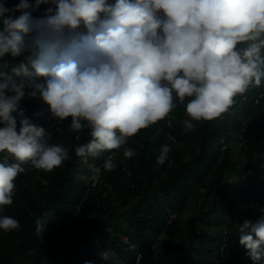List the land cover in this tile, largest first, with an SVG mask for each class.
Segmentation results:
<instances>
[{
    "label": "clouds",
    "instance_id": "clouds-1",
    "mask_svg": "<svg viewBox=\"0 0 264 264\" xmlns=\"http://www.w3.org/2000/svg\"><path fill=\"white\" fill-rule=\"evenodd\" d=\"M49 2L7 8L0 0V61L22 57L0 71V211L13 203L23 165L51 171L69 158L44 126L23 116L25 95L46 104L52 118L70 117V130H87L90 139L75 146L76 156L122 149L131 158L128 139L178 105L191 131L264 81V0H51L54 8L32 15ZM169 151L161 145L156 162L164 164ZM102 167L116 164L109 156ZM237 224L245 254L264 264V208ZM18 228L14 217L0 215V230ZM99 256L102 264H123L112 251Z\"/></svg>",
    "mask_w": 264,
    "mask_h": 264
},
{
    "label": "trees",
    "instance_id": "trees-1",
    "mask_svg": "<svg viewBox=\"0 0 264 264\" xmlns=\"http://www.w3.org/2000/svg\"><path fill=\"white\" fill-rule=\"evenodd\" d=\"M2 2L11 8L19 0ZM48 7H55L51 0L32 15L41 16ZM19 59L5 56L0 71L9 72ZM263 84L238 94L220 116L195 121L191 131L184 130L188 117L178 105L128 139L131 158L123 157L122 149L88 156L100 169L96 184L94 169L82 167L74 153L90 139L87 130H70V117L52 118L46 104L25 95L19 102L23 116L44 126L50 142L64 145L69 158L51 171L23 165L13 203L0 211L19 223L18 229L0 230V264H102V251L114 252L123 264H136L137 257L139 264H227L224 254L229 264H252L237 242V223L254 221L264 208ZM164 144L170 145L168 158L158 164ZM109 156L116 167L105 171ZM77 172L85 180H77ZM191 205L194 211L183 220Z\"/></svg>",
    "mask_w": 264,
    "mask_h": 264
},
{
    "label": "rangeland",
    "instance_id": "rangeland-1",
    "mask_svg": "<svg viewBox=\"0 0 264 264\" xmlns=\"http://www.w3.org/2000/svg\"><path fill=\"white\" fill-rule=\"evenodd\" d=\"M222 142H223V141H222ZM224 145H225V144L222 145V148H224ZM242 147H243V145L239 144V148H238L237 150H241L242 158H243V159H246V157H247L246 150H244ZM80 163H81V166H82V167H84V166L86 165V166H88V167H92V168L94 169V173H93V175H92V179L98 177V173L95 171L96 168H95V166H93V163H94V160H93V159H90L89 157H87L86 159L81 158V159H80ZM75 176H76V179H77V180H85V178H86L85 176L81 175L80 172H77V173L75 174ZM234 186H235V185L232 184V185H231V188H234ZM203 190H204V189H202V191H203ZM119 204H120V201H117V204H116V206L118 207L117 210H119ZM193 207H194V206L191 205V206L188 208V213L184 215V219H183V220H185V219L187 218V216H188L189 214H191L192 211H194V208H193ZM106 232H110V230H109V229H106ZM122 239L124 240V242L127 241V239H126V237H125L124 235H122ZM223 258L225 259V261L227 262V264H229V263H228V262H229L228 259H226V258H227L226 254L223 255ZM224 259H222V260H224Z\"/></svg>",
    "mask_w": 264,
    "mask_h": 264
},
{
    "label": "built area",
    "instance_id": "built-area-1",
    "mask_svg": "<svg viewBox=\"0 0 264 264\" xmlns=\"http://www.w3.org/2000/svg\"><path fill=\"white\" fill-rule=\"evenodd\" d=\"M98 180H100L99 175H98V177L93 178V184H96Z\"/></svg>",
    "mask_w": 264,
    "mask_h": 264
}]
</instances>
